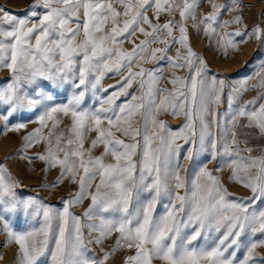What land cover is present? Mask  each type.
<instances>
[{
	"label": "snow or ice",
	"instance_id": "6c2138e0",
	"mask_svg": "<svg viewBox=\"0 0 264 264\" xmlns=\"http://www.w3.org/2000/svg\"><path fill=\"white\" fill-rule=\"evenodd\" d=\"M242 4L34 0L23 17L0 6V133L21 132L33 116L38 124L9 159L34 156L45 179L58 173L43 187L68 188L61 208L26 197L0 161V233L16 264H107L121 253L122 264H264V148L250 146L264 139V56L254 74L225 77L189 32L225 56L253 37L264 44V23L244 24ZM233 24L243 31H228ZM165 61L171 88L160 86ZM162 113L182 115L181 127ZM182 160L199 165L194 175H182ZM205 161L215 171L224 163L251 195L231 193ZM21 216L26 230L12 222Z\"/></svg>",
	"mask_w": 264,
	"mask_h": 264
},
{
	"label": "rangeland",
	"instance_id": "374dc122",
	"mask_svg": "<svg viewBox=\"0 0 264 264\" xmlns=\"http://www.w3.org/2000/svg\"><path fill=\"white\" fill-rule=\"evenodd\" d=\"M34 0H0V6L8 10L11 14L17 15L19 17H23L25 15V10L28 9ZM220 3H225L226 0H219ZM246 6V7H244ZM241 7L244 8L242 15L244 17V24H247L249 28L253 25L264 23V0H243V4ZM203 11H208L207 5H205ZM236 13H224L223 18L225 20L230 19L231 16ZM163 19V18H162ZM189 23H191L189 21ZM240 28L243 31L242 26L231 25L228 28V31H235L237 28ZM190 37L191 44L193 48L203 55L205 59L208 61L211 72L219 73L225 77H235V76H249L254 74V71L258 68L260 58L264 56V44H261L254 37L248 40L247 43H243L239 45V50H229L227 56H225L222 52L218 51L215 46L209 47V41L202 34L198 35L195 29L190 28ZM143 39V37H140ZM239 39V38H237ZM125 48L130 49L132 47L131 44L125 43ZM175 49L172 50L170 55L174 54ZM145 67L153 68L156 67L155 62L152 64H146ZM160 70L164 75V79L161 80V87L171 88V84L168 83V77L170 75V69L168 68L167 62L160 63ZM181 74V73H178ZM8 75L7 71H0V79H3ZM119 77L114 78H106L104 80V86L107 87L110 84H115L116 80ZM252 83H256V80H253ZM135 89V86H134ZM131 89L130 91H133ZM113 91V89H109V93ZM104 95H107L105 93ZM256 96V92H249L244 97L245 100L251 99ZM125 97L121 96L120 100L117 103L122 102ZM98 107L99 104L97 103ZM226 107L225 103H222L219 108L222 111ZM160 119H164L168 126L177 130L181 127L183 123V116L173 117L171 114L162 113L159 117ZM139 120V117L137 118ZM36 117L33 116L31 121L25 120L27 123V128L22 130L21 132H12L7 131L0 133V161H4L7 166L12 171L13 175L22 182V193L24 196H34L37 198H43L48 204L53 207L61 208V200L63 197L67 196L68 188L65 185H62L56 189L45 188L43 185L48 184L56 179L57 170H52L47 174V178L45 179L44 173V163L35 159L33 156V160L31 163L26 162L21 159L19 156H14L9 159L10 154L16 152L21 148L22 145V137L27 135L28 132L32 131L34 128L38 127V124L34 121ZM182 143V141H181ZM243 146V145H242ZM250 146L256 148L258 151L255 154H258L259 149L264 148V139L255 138L250 141ZM185 147H187L185 145ZM37 149H33L29 152V155H32ZM183 151V150H182ZM200 160H204L205 158L201 156ZM207 163V167L210 170H214L217 168V161H205ZM183 169L185 171L182 172V175L192 176L194 175V171L198 170L194 169L192 164L188 161L182 160ZM223 171H215V174L224 181L225 185L228 187V190L231 193H234L236 196L240 197H248L251 195L250 191L235 184L231 183L228 180V176L230 175V169L226 167L224 163H220L219 165ZM86 206V205H85ZM76 213L79 215L82 213V208H76ZM163 209L158 206L157 212H162ZM13 224L17 227V230H26L30 227L29 222H26L24 218L21 216L19 221H16L13 218ZM93 251L92 255L100 258L103 256V251L97 246H90ZM257 253L260 256H264V247H258ZM123 253L112 257L107 264H122ZM0 264H16V248L15 246H6V237L5 234L0 233Z\"/></svg>",
	"mask_w": 264,
	"mask_h": 264
}]
</instances>
